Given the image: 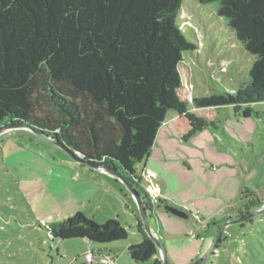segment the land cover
I'll return each mask as SVG.
<instances>
[{
	"label": "trees",
	"instance_id": "obj_1",
	"mask_svg": "<svg viewBox=\"0 0 264 264\" xmlns=\"http://www.w3.org/2000/svg\"><path fill=\"white\" fill-rule=\"evenodd\" d=\"M195 1L216 3L233 44L253 57L249 81L234 92L190 99L183 53L195 47L178 24L184 0H0V127L23 123L107 164L140 195L159 232L157 208L192 217L152 198L138 174L167 115L176 113L171 126L182 142L204 130L226 136L214 120L221 107L241 119L264 117L253 109L264 102V0ZM245 193L237 214L210 219L193 236L216 238L222 225L264 205ZM130 229L141 241L128 247L129 260L163 264L141 220L96 224L78 212L46 227L50 239L99 245L126 240Z\"/></svg>",
	"mask_w": 264,
	"mask_h": 264
},
{
	"label": "rangeland",
	"instance_id": "obj_2",
	"mask_svg": "<svg viewBox=\"0 0 264 264\" xmlns=\"http://www.w3.org/2000/svg\"><path fill=\"white\" fill-rule=\"evenodd\" d=\"M216 8V3L202 5L184 0L178 17L185 38L195 47L183 53L191 71L192 98L234 92L249 81L253 57L233 44L227 21L215 16ZM229 109L217 111L215 120L225 119L231 113ZM253 109L264 113V102L253 104ZM256 119L264 129V117ZM263 148L264 131L259 130L245 154L239 153L238 160L255 162ZM78 157L85 158L24 127H10L0 133V264H88L83 257L87 249L95 253L97 264H106L98 254L106 255L108 249L115 255L114 264H135L124 248L138 239L133 229L128 230L126 240L106 245L48 236L49 224L78 212L96 224L107 220L133 223L127 200L123 194H114L120 189L130 196L142 221L139 205L126 183L115 173L79 162ZM142 171L140 167L138 174ZM141 180L143 185L153 183L142 174ZM243 204L230 211L231 215H216L212 219L233 216ZM169 216L191 232L201 227L192 218ZM165 232V241L176 238ZM214 240L213 237L211 247ZM174 246L179 255L187 254L185 243L175 242ZM164 248L168 258L165 245ZM210 249L188 264L198 263ZM158 254L161 256L159 249ZM204 264H264V213L245 221L228 222L215 255Z\"/></svg>",
	"mask_w": 264,
	"mask_h": 264
},
{
	"label": "crops",
	"instance_id": "obj_3",
	"mask_svg": "<svg viewBox=\"0 0 264 264\" xmlns=\"http://www.w3.org/2000/svg\"><path fill=\"white\" fill-rule=\"evenodd\" d=\"M227 107L231 113L222 121L215 120L217 111ZM227 107H221L214 114L215 122L223 128L226 136L218 131L204 130L194 134L187 142H182L171 126L176 113H169L157 132L149 155L140 166L145 171V179L153 181L160 197L192 213V217L188 219L192 218L194 224L201 225L199 230L216 215H231L230 211L244 203L247 190L254 192L264 202V151L255 162L238 160L239 153L245 154L248 150L254 135L264 129L260 126L259 119L237 118L232 107ZM109 189L108 185V193ZM116 193L121 196L123 194V198L127 200L134 222L140 221L130 196L122 189L114 191ZM169 214L163 208L156 209L162 227L160 232L154 219L149 214L147 217L154 233L162 235L161 241L167 247L171 264H188L197 259V256L208 252L213 237L196 239L193 235L199 230L191 232ZM165 231L176 238L165 241ZM137 236L138 239L130 245L141 241L138 233ZM175 242L186 244V255H179ZM130 245L124 247L126 252ZM88 251L92 250L87 249L85 253ZM108 254L115 259L109 249Z\"/></svg>",
	"mask_w": 264,
	"mask_h": 264
},
{
	"label": "water",
	"instance_id": "obj_4",
	"mask_svg": "<svg viewBox=\"0 0 264 264\" xmlns=\"http://www.w3.org/2000/svg\"><path fill=\"white\" fill-rule=\"evenodd\" d=\"M10 127H24V128L30 129V130L38 133L41 137H44L45 139L50 140V141L60 145L64 149H66L68 151L72 150L66 144H64L63 142L55 141V140L49 138L43 131L35 130L34 128H30V127L26 126L23 123L7 124V125H4V126H1L0 127V133L2 131H4L6 128H10ZM76 153H78V152H76ZM78 154L81 155L80 153H78ZM81 156L83 157V155H81ZM77 160L79 162H81V163H85V164L90 165L94 169L102 170L104 172H109V173H112V174L115 173L114 170L110 166L105 164V163H99V162H97L95 160H88V159H85V158L81 159L79 157L77 158ZM120 179H122V178H120ZM125 183H126V186L129 188V190L131 192V195L134 197V199L137 201V203L139 205V208H140V211H141V216H142V221L141 222L143 224L144 231L146 232L148 237L155 243L157 249H159L160 254H161L160 258L162 260V263L163 264H171L170 261L167 258L166 251H165V248H164V244L162 243V241L159 240L158 236L154 233V231L151 229V227L149 225V221H148V217H147V214H146V210H145L144 205H143V203L141 201L140 195L135 190H133L131 188V186L127 182H125ZM164 209H165L166 212H168V213H170V214H172V215H174L176 217H179V218H182V219H187L188 218V215L183 210H181V209H179L177 207H173V206H168L167 205V206L164 207ZM262 213H264V205L262 207L256 209V210L248 213L243 218H241L239 220H236V221H245V220H248V219L252 218L255 215H259V214H262ZM226 225H227V223L224 224L223 227L220 229L218 235L216 236V238H215V240L213 242V245H212V247L210 249V252L202 260H200L196 264H204L211 257H213V255H215V253H216V251L218 249V246H219V244L221 242V238H222V235H223V232H224V228H225Z\"/></svg>",
	"mask_w": 264,
	"mask_h": 264
},
{
	"label": "built area",
	"instance_id": "obj_5",
	"mask_svg": "<svg viewBox=\"0 0 264 264\" xmlns=\"http://www.w3.org/2000/svg\"><path fill=\"white\" fill-rule=\"evenodd\" d=\"M141 174L145 175V171H142V173L139 174L140 177H141ZM144 189L152 198L159 197V196H154V195H156V193L158 194V192L156 191V188L154 186V183L150 182L147 185L145 184ZM98 255H100L101 261H103V263L114 264L115 259H114L113 255H111V254H108V255L107 254L106 255L98 254ZM83 257H84L85 263L97 264L96 263V256H95L94 252L88 251V252L84 253Z\"/></svg>",
	"mask_w": 264,
	"mask_h": 264
}]
</instances>
